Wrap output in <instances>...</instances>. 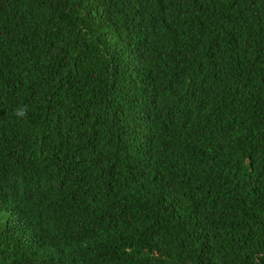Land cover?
I'll list each match as a JSON object with an SVG mask.
<instances>
[{"label":"trees","instance_id":"trees-1","mask_svg":"<svg viewBox=\"0 0 264 264\" xmlns=\"http://www.w3.org/2000/svg\"><path fill=\"white\" fill-rule=\"evenodd\" d=\"M0 264H264V0H0Z\"/></svg>","mask_w":264,"mask_h":264}]
</instances>
